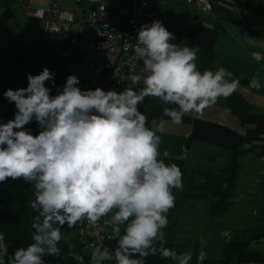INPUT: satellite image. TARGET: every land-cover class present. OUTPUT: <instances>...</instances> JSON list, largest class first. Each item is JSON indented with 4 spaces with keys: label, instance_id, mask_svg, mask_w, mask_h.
<instances>
[{
    "label": "clouds",
    "instance_id": "clouds-1",
    "mask_svg": "<svg viewBox=\"0 0 264 264\" xmlns=\"http://www.w3.org/2000/svg\"><path fill=\"white\" fill-rule=\"evenodd\" d=\"M174 39L159 20L141 26L131 48L132 62L142 61L146 73L130 77L132 85H142L138 90H82L76 75L56 86L55 73L45 67L38 75L27 74L26 88L3 93L16 111L12 119L0 122V183L9 178L31 183L35 198L30 207L36 215L26 247L10 254L0 232V264H46L44 257L61 253L65 225L74 228L87 221L94 228L109 214L119 237L115 264H146L157 252L176 264L192 261V251L178 254L165 247L163 229L175 206L173 189H183V174L177 164L165 162L170 153L160 150L158 133L166 121L161 118L150 128L140 105L146 98L159 99L167 105L163 116L181 125L186 114L229 98L239 81L224 67L201 72L199 48L171 43ZM48 83L57 88L56 95ZM33 121L41 129L36 135L26 127ZM204 248L201 239L196 264L206 259ZM73 258L83 264L82 256ZM90 260L102 264L113 256L97 246Z\"/></svg>",
    "mask_w": 264,
    "mask_h": 264
},
{
    "label": "crops",
    "instance_id": "crops-1",
    "mask_svg": "<svg viewBox=\"0 0 264 264\" xmlns=\"http://www.w3.org/2000/svg\"><path fill=\"white\" fill-rule=\"evenodd\" d=\"M51 1L0 0V64L6 57L17 53L21 46L34 47L29 64L11 79L6 90L26 88L27 74L38 75L45 67L55 73L56 86L62 87L69 75L81 76L87 48L94 40L93 27L78 11L72 26L75 29L73 36L60 44L48 41L44 21L32 17L27 11L47 8ZM175 2L182 8L177 24L171 22L176 15L173 2L156 0L154 4L155 11L161 5L164 7V26L175 36L170 42L186 46L185 37L190 33L196 43L207 47L216 61L212 70L224 67L233 74V78L239 81L235 92L243 97L249 108L232 109L225 98H220L215 105L200 113L186 114L181 125H174L163 116L162 109L167 105L159 99L146 98L140 110L147 117L150 128L155 129L161 118L166 121L163 133H158L162 139L161 153L167 150L169 159H182L190 171L200 168L217 174L230 164L234 151H241L237 158L234 189L239 183L238 189L243 197L236 205L239 209L254 211L245 215L254 218V222L227 242L234 239L248 242L244 250L229 257L228 264H264V0H210V12L185 5L183 0ZM196 63L198 70L203 72L201 63ZM138 74L146 75L142 65ZM240 80L248 84H242ZM46 86L51 88V95H56V87L50 83ZM140 86L132 87L138 90ZM10 106L11 113L1 115L0 122L13 118L16 109L14 103L11 102ZM241 165L247 168L243 182L238 181ZM207 200L205 213L210 216L211 198ZM197 204V200L189 201L178 215L172 216L173 223L183 216L194 221ZM232 205L231 200L229 209ZM110 217L111 214L107 217L109 225L116 227Z\"/></svg>",
    "mask_w": 264,
    "mask_h": 264
},
{
    "label": "built area",
    "instance_id": "built-area-1",
    "mask_svg": "<svg viewBox=\"0 0 264 264\" xmlns=\"http://www.w3.org/2000/svg\"><path fill=\"white\" fill-rule=\"evenodd\" d=\"M156 0H52L49 7L29 9L27 13L41 19L46 27V39L55 44L68 40L74 34L72 26L76 13L82 12L93 27L94 40L87 48L80 83L82 90L100 87L105 91H123L132 87L130 77L138 74L142 61L131 60L132 50L141 26L157 20ZM201 11L210 12V0H183ZM71 51H68L70 53ZM258 59L257 55H254ZM65 84V83H64ZM107 217L97 226L87 221L76 227V238L83 250L91 255L94 247L107 248L117 235ZM91 264V262H90ZM102 264H112L109 260Z\"/></svg>",
    "mask_w": 264,
    "mask_h": 264
},
{
    "label": "trees",
    "instance_id": "trees-1",
    "mask_svg": "<svg viewBox=\"0 0 264 264\" xmlns=\"http://www.w3.org/2000/svg\"><path fill=\"white\" fill-rule=\"evenodd\" d=\"M185 44L188 47L199 48L197 59L199 63L206 62L207 57H213L209 49L196 43L190 33L185 37ZM33 51L34 47L23 45L17 53L6 57L4 62L0 64V116L11 113V102L4 98L3 93L6 91V86L11 79L27 67ZM226 101L232 109L236 107H241L243 109L249 108V104H247L243 97L237 92H234L229 98H226ZM148 126L150 127L149 123ZM26 127L30 129L33 135L38 134L40 131L35 121ZM241 154L239 150L234 151L230 164L217 174L205 172L200 169L190 171L182 159L165 158L166 163L177 164L183 174V189H173L175 206L171 210H181L189 201L211 198L208 208L209 215L214 217L226 213L231 204L235 179L237 178V158ZM196 173L202 175L203 181H195L194 177ZM34 198V189L31 183L25 182L23 178L16 180L9 178L6 182L0 183V232H3L6 236V241L10 245V254L17 247H26L32 242L31 236L34 230L31 225L36 213L30 207V202ZM76 227L74 228L76 229ZM70 229L71 228H68L66 225L61 229L63 238L58 245L61 249V253L59 256L44 257L46 264H79V262L73 258L74 255L82 256L83 264H90V254L83 250L76 235L71 239L72 245L65 240V236L69 233ZM122 233L123 229H121V234ZM118 239L119 237L117 236L109 242L110 255L113 256V260L109 261L112 264H115L114 252L117 247ZM250 239L252 240L253 238L250 237ZM165 241V247L174 248V244L171 240ZM247 244L248 242L242 243L236 239L229 242L223 250L220 264H228L229 257L234 253L244 250ZM169 261L170 258H162L159 252H157L155 256L150 255L146 258V264H169Z\"/></svg>",
    "mask_w": 264,
    "mask_h": 264
},
{
    "label": "rangeland",
    "instance_id": "rangeland-1",
    "mask_svg": "<svg viewBox=\"0 0 264 264\" xmlns=\"http://www.w3.org/2000/svg\"><path fill=\"white\" fill-rule=\"evenodd\" d=\"M165 1V0H162ZM173 2V10L175 12V17L172 18L174 24L179 22V16L181 14L182 8L175 0H166ZM185 5H188L184 2ZM189 6V5H188ZM158 20L163 22L164 25L166 22L164 7L161 5L156 10ZM165 21V22H164ZM206 59V58H205ZM216 61L214 57H207L206 62H202L201 66L204 70H212ZM242 84H248L247 81L240 80ZM243 164V162H242ZM200 169V168H199ZM201 170V169H200ZM247 175V168L245 165H241L239 170L238 181H244ZM196 182L203 181L201 174L196 173ZM237 181V182H238ZM239 186V183H238ZM238 186L234 189L233 196L231 198L233 202V207L229 211L221 216L216 218L207 216L205 213V204L206 199H198V204L196 211L194 212V221L193 218L187 217H178L176 223H173V217L178 215V211L170 210L168 215V225L163 229L165 233V240L172 241L175 245L174 249L179 253L185 251H192L193 259L189 264H196V256L201 249V239L205 242L204 250L207 252L206 259L202 264H220L222 259V252L227 242L230 241L235 235H239L243 230L249 228L253 225L254 218L245 217L247 214H252L254 211L247 209H239L236 203L242 200L243 195L240 193ZM200 200V201H199ZM191 215V214H190ZM244 215V216H242ZM173 216V217H172ZM112 231L113 226H110ZM123 229V226H119ZM170 228V229H169ZM221 233V234H220ZM76 235V229L71 228L69 233L65 236V240L72 245L71 239ZM157 246H159L157 244ZM169 264H176V261L170 259Z\"/></svg>",
    "mask_w": 264,
    "mask_h": 264
}]
</instances>
